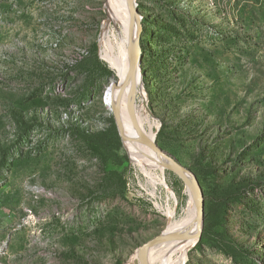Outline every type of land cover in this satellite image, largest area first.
Returning a JSON list of instances; mask_svg holds the SVG:
<instances>
[{"label":"rangeland","instance_id":"374dc122","mask_svg":"<svg viewBox=\"0 0 264 264\" xmlns=\"http://www.w3.org/2000/svg\"><path fill=\"white\" fill-rule=\"evenodd\" d=\"M137 9L154 139L204 195L184 264H264V0ZM106 16L104 0H0V264H140L166 206L189 203L171 169L150 193L104 104Z\"/></svg>","mask_w":264,"mask_h":264},{"label":"bare ground","instance_id":"6f19581e","mask_svg":"<svg viewBox=\"0 0 264 264\" xmlns=\"http://www.w3.org/2000/svg\"><path fill=\"white\" fill-rule=\"evenodd\" d=\"M104 9L107 16L103 21L100 33V57L113 69L116 75V79L113 80L121 82L130 64L126 28L132 13L131 5L129 0H104ZM139 20V16L136 15L132 25V44L134 49L139 46ZM112 22L118 23L124 28L125 37L122 38L121 41L115 42L113 40L114 38L112 37L113 34L111 30ZM136 86L138 92L141 94L142 102L134 106V119L130 115L132 86L128 85L122 95L120 114L124 132L130 137H138L140 134H145L150 137V139H153L155 131L148 112L147 96L144 90L140 68L137 69ZM118 89V86H111L110 84L104 92V104L108 106L111 111ZM136 123L138 126H136ZM123 142L132 160L146 175L147 182L153 186L150 193L155 195V186L157 184L167 187L163 177V171L165 168L168 169L170 164L164 161L147 145L137 140H125ZM170 189L167 188L170 196L176 200L175 193ZM186 192L189 196V203L180 216H176L174 207L166 206L165 214L167 215V223L160 234L168 239L148 250L149 264H184L189 249L195 245V240L192 239V236L196 233L195 213L197 201L193 192L187 186ZM125 264H132V260L126 261Z\"/></svg>","mask_w":264,"mask_h":264},{"label":"water","instance_id":"95a60500","mask_svg":"<svg viewBox=\"0 0 264 264\" xmlns=\"http://www.w3.org/2000/svg\"><path fill=\"white\" fill-rule=\"evenodd\" d=\"M131 5V17L130 21L126 28V36H127V43H128V52L130 57V64L126 71V74L121 82H117L113 80L111 82V86H118V93L115 98L114 106L112 108V113L115 118L116 126L118 133L123 141L125 140H137L145 145H147L152 151H154L157 155H159L164 161L170 164L168 169H171L182 181L183 183L193 192L196 201V213H195V220H196V233L192 236V239L196 242L200 239L202 234V226H203V214H204V195L200 184L196 176L180 161H178L173 155H171L168 151L161 148L158 143H156L155 139H150V137L146 136L145 134H140L138 137H130L126 135L124 132L121 114H120V103L122 99V95L124 90L128 87V85L132 86V95H131V112L130 115L134 119V106L136 103L137 95H138V88L136 86V75L137 69L140 68L141 62V51L140 47L134 49L132 44V36H133V21L136 15H138L137 9V2L136 0H129ZM139 33V32H138ZM139 38V37H138ZM136 126L137 123H136ZM155 137V135H154ZM168 238L159 234L153 239H150L144 243H142L138 247V258L140 264H149L148 263V250L155 245L160 244L161 242L167 240Z\"/></svg>","mask_w":264,"mask_h":264}]
</instances>
